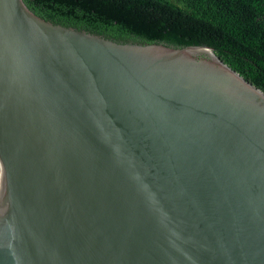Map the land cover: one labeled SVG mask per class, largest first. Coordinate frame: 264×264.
<instances>
[{"label":"water","instance_id":"1","mask_svg":"<svg viewBox=\"0 0 264 264\" xmlns=\"http://www.w3.org/2000/svg\"><path fill=\"white\" fill-rule=\"evenodd\" d=\"M0 264H264V92L0 0Z\"/></svg>","mask_w":264,"mask_h":264},{"label":"trees","instance_id":"2","mask_svg":"<svg viewBox=\"0 0 264 264\" xmlns=\"http://www.w3.org/2000/svg\"><path fill=\"white\" fill-rule=\"evenodd\" d=\"M23 1L44 19L119 42L211 46L264 92V0Z\"/></svg>","mask_w":264,"mask_h":264},{"label":"bare ground","instance_id":"3","mask_svg":"<svg viewBox=\"0 0 264 264\" xmlns=\"http://www.w3.org/2000/svg\"><path fill=\"white\" fill-rule=\"evenodd\" d=\"M263 10V9H262ZM196 49H201V50H209L207 48H196Z\"/></svg>","mask_w":264,"mask_h":264}]
</instances>
